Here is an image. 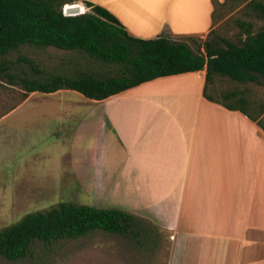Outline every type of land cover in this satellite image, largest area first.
I'll list each match as a JSON object with an SVG mask.
<instances>
[{
    "label": "crops",
    "instance_id": "obj_1",
    "mask_svg": "<svg viewBox=\"0 0 264 264\" xmlns=\"http://www.w3.org/2000/svg\"><path fill=\"white\" fill-rule=\"evenodd\" d=\"M83 1L108 9L136 37L201 38L213 28L212 0L73 4ZM205 72L157 77L99 100L66 88L28 93L15 107L41 95L45 110H21L34 117L17 127L34 128L43 116L64 131L45 132L52 141L36 147V132L13 128L26 139L15 154L45 159L32 169L19 159L16 183L44 185L50 177L84 190L112 186L113 208L169 233L172 264H264V131L239 110L207 100ZM17 111L4 112L0 123ZM30 189L20 201L42 194Z\"/></svg>",
    "mask_w": 264,
    "mask_h": 264
},
{
    "label": "trees",
    "instance_id": "obj_2",
    "mask_svg": "<svg viewBox=\"0 0 264 264\" xmlns=\"http://www.w3.org/2000/svg\"><path fill=\"white\" fill-rule=\"evenodd\" d=\"M74 1L0 0V81L22 89L23 99L32 91L66 88L99 100L157 77L205 68L203 96L239 110L264 131V100H252L240 87L220 92L213 87L216 78L264 87V0H212L213 25L219 19L218 7H240L244 17L234 19L238 30L233 37L221 35L215 27L204 39L167 34L136 37L108 9L90 1H83L88 11L77 5L83 13L64 15L63 6ZM22 45L84 53L106 66L108 74L28 76L14 70V61L5 57ZM137 222L136 216L119 208L61 201L0 227V258L16 261L26 257L36 241L75 239L95 230L135 237Z\"/></svg>",
    "mask_w": 264,
    "mask_h": 264
},
{
    "label": "rangeland",
    "instance_id": "obj_3",
    "mask_svg": "<svg viewBox=\"0 0 264 264\" xmlns=\"http://www.w3.org/2000/svg\"><path fill=\"white\" fill-rule=\"evenodd\" d=\"M83 6L85 11H88L84 4ZM217 15L219 19L213 28L216 27V31L221 35L233 37L238 30L234 19L244 17L240 7L231 10H228L227 6L218 7ZM255 22L256 27L261 25L260 20ZM206 36L201 38L204 39ZM5 57L14 61V70L25 72L28 76L75 75L82 71L97 75L108 74L106 66L95 63L86 54L64 52L53 46L22 45ZM213 87L215 92L240 87L252 100H264V87L259 85L249 84L244 87L224 78H216ZM220 97L217 96L219 99ZM22 99V89L0 81V115L8 110H20L0 123V195H3L5 199L3 202L0 198V227L18 221L28 212L47 210L61 201H72L103 208L113 207L112 186H107V189L87 188L84 190L72 180H70V185H67L66 180L50 177L47 180V174L42 171H38V174L45 177L47 184L35 186L28 182L16 183L15 178L19 177L14 168L19 159L22 157L27 159L26 167L30 169L39 167L45 159L38 154L29 155L27 153L22 156L15 154L16 144L26 139L24 135L13 134V128L36 132L31 139L36 147L52 141L51 136H46L45 132L64 131L62 127L53 126V122L47 121L49 118L43 116L38 117L34 128L31 126L25 128L24 125L21 128L17 127L23 123L28 124L29 118L34 117L24 114L21 110H45V106L38 102L42 101L41 95L15 107ZM21 118L24 120H20ZM20 122L23 123L19 124ZM61 139V142L65 143V140ZM36 176L35 173L33 177ZM30 188L38 189L42 194L39 197L34 196L37 198L34 201H20L22 198H29L26 195L32 193ZM136 217L138 218V229L135 237L95 230L75 239H60L50 243L36 241L32 243L26 257L16 261L0 258V264H172L171 253L174 244L169 233L156 225L154 221L140 216Z\"/></svg>",
    "mask_w": 264,
    "mask_h": 264
},
{
    "label": "water",
    "instance_id": "obj_4",
    "mask_svg": "<svg viewBox=\"0 0 264 264\" xmlns=\"http://www.w3.org/2000/svg\"><path fill=\"white\" fill-rule=\"evenodd\" d=\"M73 5L74 4H70V5H68V7H64V11L68 15H76V14L83 13V12H80L79 6H73Z\"/></svg>",
    "mask_w": 264,
    "mask_h": 264
},
{
    "label": "built area",
    "instance_id": "obj_5",
    "mask_svg": "<svg viewBox=\"0 0 264 264\" xmlns=\"http://www.w3.org/2000/svg\"><path fill=\"white\" fill-rule=\"evenodd\" d=\"M62 12L64 15H68L65 11H64V6H63V9H62Z\"/></svg>",
    "mask_w": 264,
    "mask_h": 264
},
{
    "label": "bare ground",
    "instance_id": "obj_6",
    "mask_svg": "<svg viewBox=\"0 0 264 264\" xmlns=\"http://www.w3.org/2000/svg\"><path fill=\"white\" fill-rule=\"evenodd\" d=\"M73 6H77V5H73ZM66 7H68V5H66ZM82 7H84V6H82ZM80 8V7H79ZM81 12V11H80Z\"/></svg>",
    "mask_w": 264,
    "mask_h": 264
},
{
    "label": "snow or ice",
    "instance_id": "obj_7",
    "mask_svg": "<svg viewBox=\"0 0 264 264\" xmlns=\"http://www.w3.org/2000/svg\"><path fill=\"white\" fill-rule=\"evenodd\" d=\"M82 10V9H81Z\"/></svg>",
    "mask_w": 264,
    "mask_h": 264
}]
</instances>
